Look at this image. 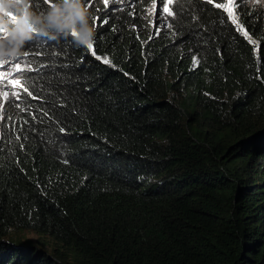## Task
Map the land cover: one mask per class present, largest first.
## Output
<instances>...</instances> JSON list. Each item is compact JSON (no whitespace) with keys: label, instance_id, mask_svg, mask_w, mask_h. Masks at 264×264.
I'll list each match as a JSON object with an SVG mask.
<instances>
[{"label":"trees","instance_id":"trees-1","mask_svg":"<svg viewBox=\"0 0 264 264\" xmlns=\"http://www.w3.org/2000/svg\"><path fill=\"white\" fill-rule=\"evenodd\" d=\"M155 1L12 58L40 71L0 106V264H264V0Z\"/></svg>","mask_w":264,"mask_h":264},{"label":"clouds","instance_id":"clouds-1","mask_svg":"<svg viewBox=\"0 0 264 264\" xmlns=\"http://www.w3.org/2000/svg\"><path fill=\"white\" fill-rule=\"evenodd\" d=\"M28 4L29 0H0V29L8 32L6 39H0V62L21 56L27 41L33 36V29L55 39L72 36L74 28L76 35L72 39L77 47L87 48L94 43L96 29L85 0H54V7L41 12L33 11ZM4 11L16 13L18 19L15 24H9ZM6 100L7 97L0 106Z\"/></svg>","mask_w":264,"mask_h":264},{"label":"rangeland","instance_id":"rangeland-1","mask_svg":"<svg viewBox=\"0 0 264 264\" xmlns=\"http://www.w3.org/2000/svg\"><path fill=\"white\" fill-rule=\"evenodd\" d=\"M236 0H226V5L230 6L231 11H233L234 3ZM246 2H258L260 0H243ZM168 8V5H162L159 1H155L149 8V12L153 20H163L165 17V12L163 9ZM19 64V67H17ZM27 66L18 62H15L13 59L8 60V64L0 66V104L6 99V97L11 92L13 86H17L18 83H13V81H18L17 72L26 68ZM18 236V240L21 244L27 246H35L47 251L53 250V239L49 235L35 233L31 230H24L14 234Z\"/></svg>","mask_w":264,"mask_h":264},{"label":"snow or ice","instance_id":"snow-or-ice-1","mask_svg":"<svg viewBox=\"0 0 264 264\" xmlns=\"http://www.w3.org/2000/svg\"><path fill=\"white\" fill-rule=\"evenodd\" d=\"M41 2H42V3H50V0H41ZM103 3L105 4V6H107L108 0H103ZM86 4H87L88 7H91V0H86ZM161 4H163V0H161ZM36 6L39 7L40 5L37 4ZM216 6H217V7H225L226 10L229 11V14H230V15L232 14V13H231L230 6H228V5H216ZM50 7H54V4H50ZM163 10H164L165 12H168L169 15H172V14H173V13H171V11H170L168 8H164ZM96 19H98V18H95V17L93 18L94 25H95V21H96ZM234 19H235V18H234ZM12 23L15 24L16 21H12ZM0 31H3V32H4L3 36L0 37V39H6L7 36H8V33L6 32V30H0ZM75 35H76V31H75V29L73 28V30H72V36H75ZM40 36H46V35H44V34H42V33H40V32H36V31L33 29V36H32V38H31L30 40L27 41L26 45L30 47L31 44L34 43L35 40H36L38 37H40ZM88 48H89L90 50L93 49V44L90 43V44L88 45ZM24 55H28V53L25 52ZM30 63H31V62H29V65H30ZM105 63H108V61L105 60ZM7 64H8V61H6V62H0V66H4V65H7ZM17 67H19V64H17ZM41 67H43V66H41ZM25 71H29V72H31V71H36V72H38V71H40V68H32V67L29 66V67H26V68L22 69L21 71L17 72L16 75L23 76ZM0 82H2V81H0ZM13 83H18V81H15V80H14ZM25 83H26V81H25Z\"/></svg>","mask_w":264,"mask_h":264}]
</instances>
